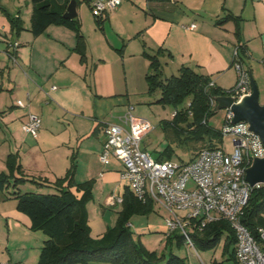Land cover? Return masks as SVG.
<instances>
[{
  "label": "crops",
  "instance_id": "crops-1",
  "mask_svg": "<svg viewBox=\"0 0 264 264\" xmlns=\"http://www.w3.org/2000/svg\"><path fill=\"white\" fill-rule=\"evenodd\" d=\"M77 10L86 41L84 59L75 50L77 38L71 29L52 24L38 36L32 33L31 0H0V171H8L7 157L16 153L26 177L39 182L27 181L18 189L55 192L54 181L66 174L74 155L75 181H93L87 212L91 235L98 238L116 225L123 209V202L109 205V199L124 198L131 191L120 178L122 162L113 156L105 165L99 158L104 129L134 108L133 79L141 91H148L146 75L151 68L146 53L162 49V73L163 69L179 73L181 66H190L209 75L217 87L228 88L237 79L232 62L238 44L245 46L242 57L250 71L249 60L257 53L264 56V0H123L108 11L101 26L90 5H79ZM9 16L22 19L20 33L13 31ZM193 23L196 27L189 28ZM13 42L19 46L14 48ZM18 100L26 105L19 106ZM29 113L42 120L37 137L22 128ZM10 190H0L4 220L0 247L8 251L0 255V262L25 264L34 247L41 251L46 235L31 229L29 216L17 209ZM71 190L79 197L83 193L76 185ZM152 202L150 212L133 214L129 222L134 239L150 250L154 248L146 241L148 234L158 233L163 240L170 234L165 222L168 211ZM173 244L174 240L168 246ZM185 245L190 246L187 241Z\"/></svg>",
  "mask_w": 264,
  "mask_h": 264
},
{
  "label": "trees",
  "instance_id": "trees-1",
  "mask_svg": "<svg viewBox=\"0 0 264 264\" xmlns=\"http://www.w3.org/2000/svg\"><path fill=\"white\" fill-rule=\"evenodd\" d=\"M31 2L32 33L38 36L52 24L71 29L77 38L75 50L81 53L84 59L86 41L81 31L79 14L75 18L63 16L70 0ZM82 2H87L94 10L92 0H77V7ZM94 15L99 26L108 18V12L99 14L94 10ZM229 16L231 15L226 18H232ZM9 18L13 31L20 33L24 28L22 19L19 16ZM237 28L239 31L240 24ZM240 48L241 53H246L244 44H241ZM160 53L162 49L155 54L146 53L151 68V72L146 75L148 92L160 90L161 94L156 102L175 107L177 112L173 115L171 124L178 130V134L186 131V140L206 141V146L209 147L216 146L217 142L222 143L224 138L221 130L211 127L209 119L220 110L217 107V97L228 95V92L216 85L211 86L209 75L197 72L190 66H181L178 74L163 79ZM212 99L216 100V104L211 103ZM169 149L170 147L155 158L161 161L171 159ZM6 163L8 171H0V190L12 188L9 195L17 200V209L29 216L31 229L42 231L46 235L37 264H88L92 261L112 264H186L185 258L174 252L166 255L151 251L140 240L134 239V233L129 225L131 216L150 212L153 202L138 199L132 190L124 194L123 209L119 212L116 225L108 228L101 238H94L91 235L87 212V203L92 198L93 181L84 183L75 181L74 155L66 174L54 181L57 190L55 192H21L18 189L20 184L27 181L37 184L39 182L26 177L18 154H9ZM65 182L67 185H64ZM75 185L78 191L83 190L80 197L71 190ZM242 221L259 239L258 229L264 228V184L252 189L242 214ZM223 235L224 253H230V258L235 259L238 264L235 255L236 232L227 219L222 218L208 223L202 230L192 234V240L197 249L206 251L216 248ZM173 240L178 246H182L186 238L179 232H172L167 237L166 246ZM214 264L222 263L215 261Z\"/></svg>",
  "mask_w": 264,
  "mask_h": 264
},
{
  "label": "built area",
  "instance_id": "built-area-1",
  "mask_svg": "<svg viewBox=\"0 0 264 264\" xmlns=\"http://www.w3.org/2000/svg\"><path fill=\"white\" fill-rule=\"evenodd\" d=\"M122 1L92 0V6L102 14L116 9ZM195 27V23L189 26ZM11 45L17 48L19 42ZM240 45L235 47L232 62L238 74L233 90L237 101L252 92V73L244 63ZM10 55L17 63L16 53ZM209 84L215 86L213 81ZM211 103L216 104V100L212 99ZM17 104L22 107L26 105L23 100H18ZM132 109L130 107L119 122L105 126L106 140L99 154L101 162L107 165L113 156L122 162L120 178L128 183L137 198L152 200L168 211L165 222L169 233H181L187 243L195 247L192 234L208 223L224 218L236 232L235 255L238 264H264V228L258 229V239L242 221L244 208L255 187L246 178L247 169L255 158L264 157V143L250 129V124L244 120L233 123L234 113L228 108L220 130L223 138H233L231 151L226 150L222 142L201 148L187 162L172 159L161 161L142 147L144 136L154 129V125L148 119L134 115ZM41 126L40 116L34 113H29L22 124L23 130L33 137L38 136ZM123 200L121 196H112L108 204L116 205Z\"/></svg>",
  "mask_w": 264,
  "mask_h": 264
},
{
  "label": "rangeland",
  "instance_id": "rangeland-1",
  "mask_svg": "<svg viewBox=\"0 0 264 264\" xmlns=\"http://www.w3.org/2000/svg\"><path fill=\"white\" fill-rule=\"evenodd\" d=\"M80 5L82 6V8H86L89 4L87 2H82ZM260 54L261 53H257L256 55H254L253 58L249 60L247 65L251 68L252 78L254 79L259 91V102L260 104H264V56H260ZM175 72L177 71L163 69L162 77L163 79H165L172 74H178ZM237 81L238 74L237 79L232 86L223 88L228 92V95L234 96L233 90L236 87ZM119 86L120 89L123 87L121 83L119 84ZM138 86L139 85L136 80L133 79V81L131 82V90L132 92H135L134 96H131V103L134 105V110L132 109L133 114L148 119L154 125V129L144 136L142 147L154 157L158 156L160 153L165 152V150L170 147L169 150L171 151V159L173 161L187 162L192 159L201 148L207 145V142L195 140L192 141L190 139L186 140V131H182L180 134H178V130H176V128L171 124L174 119L173 113L175 111V107L171 104L166 105L156 102V99L159 98L161 94L160 90L154 93H149L147 90L144 91V89L143 91H141ZM227 110L228 108L220 109L209 119V125L216 129H221L226 120ZM232 140V137H224L223 139L224 148L228 151L232 150ZM217 144H220V142H217ZM3 225L4 220L0 218V226L3 227ZM148 235L149 236L146 237V241L149 246H152V248H154V250L151 251L165 253L166 255H169L170 252H174L179 256L185 258L186 264H188L190 260H192V263L196 262L193 264H201V261H203L205 264H214L215 261L221 263L223 262V264H234L233 260L229 259L230 257H226L223 255L225 235H223L220 244L216 248L206 251L197 249L193 246H187L185 244L182 246L173 244L172 246H167L166 250H164V245H166L167 238L166 240H163V236L158 233H150ZM5 252L8 253L5 246L0 247V255ZM39 257L40 251L38 250V247H34V251L25 264H37L39 261ZM36 258L37 260L34 263V260Z\"/></svg>",
  "mask_w": 264,
  "mask_h": 264
},
{
  "label": "water",
  "instance_id": "water-1",
  "mask_svg": "<svg viewBox=\"0 0 264 264\" xmlns=\"http://www.w3.org/2000/svg\"><path fill=\"white\" fill-rule=\"evenodd\" d=\"M78 15L77 0H70L63 16L75 18ZM252 92L240 100L235 96L224 95L217 97L218 109L230 108L234 113L233 123L247 121L250 129L258 134L264 143V104L259 102V91L254 79H251ZM247 180L253 186L264 184V157L254 159L252 165L247 169Z\"/></svg>",
  "mask_w": 264,
  "mask_h": 264
}]
</instances>
